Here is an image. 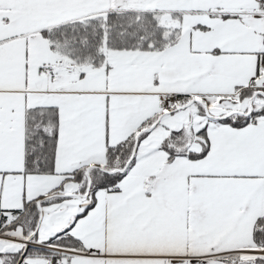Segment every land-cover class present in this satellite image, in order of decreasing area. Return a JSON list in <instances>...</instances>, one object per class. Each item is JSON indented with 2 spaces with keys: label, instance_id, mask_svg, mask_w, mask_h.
Instances as JSON below:
<instances>
[{
  "label": "snow or ice",
  "instance_id": "1",
  "mask_svg": "<svg viewBox=\"0 0 264 264\" xmlns=\"http://www.w3.org/2000/svg\"><path fill=\"white\" fill-rule=\"evenodd\" d=\"M0 264H264V0H0Z\"/></svg>",
  "mask_w": 264,
  "mask_h": 264
}]
</instances>
